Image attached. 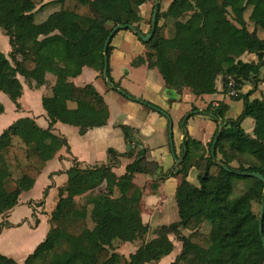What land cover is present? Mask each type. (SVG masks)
Segmentation results:
<instances>
[{"label": "trees", "instance_id": "1", "mask_svg": "<svg viewBox=\"0 0 264 264\" xmlns=\"http://www.w3.org/2000/svg\"><path fill=\"white\" fill-rule=\"evenodd\" d=\"M150 1L0 0V29L10 48L7 56L0 51V93L18 110L22 94L18 76L31 89L47 85V75L54 79L51 96L41 100L48 128L21 118L0 135V216L33 187L56 152L68 147L52 133L57 122L68 123L57 109V95L74 105L79 135L107 125L109 111L103 97L91 85L75 86L65 74V65L77 59L121 90L112 81L109 66L106 77L102 74L104 42L118 25L133 26L141 33L140 7ZM48 3L56 4L58 10L43 22H35V15ZM166 22L171 23L167 36L163 33ZM68 25L78 28L80 34L75 38L63 34ZM152 26V38L143 43L149 51L134 59L132 67L156 69L168 91L181 95L188 90L195 97L215 94L218 78L226 94L227 78L231 77L238 95L230 99L243 100L242 112L234 120L227 119L229 106L224 103L196 112L208 116L216 130L206 148L185 135L182 162L176 170L162 174L180 176L176 191L179 220L153 229L141 220L142 192L133 176L155 175L161 167L148 160L146 149L134 151V130L120 125L128 151L120 154L108 149L106 165L81 168L74 164L65 186L59 189L44 241L23 264H117L120 256L116 250L135 241L142 244L126 264H153L173 251L170 235L181 244L171 264H211L210 254L218 248L219 264H264V209L261 234L260 212L253 211L254 205L261 208L264 201V183L249 176L258 173L264 178V101L249 100L252 91L240 93L245 83L256 86L264 67V0H172L166 11L157 6L154 23L150 19L145 35ZM111 51L110 40L108 59ZM244 54L256 55L257 62L241 61ZM3 111L0 104V115ZM192 114L184 116L179 126L184 128ZM247 118L254 122L251 134L241 127ZM132 157L125 173L116 176L113 169L120 159ZM191 168L196 170L198 186L187 181ZM241 180L248 187L234 196V184ZM102 185L104 190L96 192ZM203 217L210 226L208 233L199 231ZM6 226L8 223H1L0 231ZM150 232L153 238L145 242ZM0 264L16 263L0 255Z\"/></svg>", "mask_w": 264, "mask_h": 264}, {"label": "crops", "instance_id": "2", "mask_svg": "<svg viewBox=\"0 0 264 264\" xmlns=\"http://www.w3.org/2000/svg\"><path fill=\"white\" fill-rule=\"evenodd\" d=\"M44 8L41 11H43ZM147 8H148L147 4L142 5L140 7V13H139L140 24L138 25L143 35L146 34L149 30L148 28L146 31L144 24V20L146 18L145 13ZM41 11H39L35 15V17ZM46 18H44L41 22H43ZM66 28L67 26L63 28L62 30L63 34L74 38L78 36L77 32H72L73 34L70 35L69 32L66 31ZM55 33L60 34V32H55ZM0 51L5 56L8 55V53L10 52L8 39L1 45ZM146 53L147 51L143 55L137 57H144ZM248 55H252V54H244L243 56H241L240 60L245 63L251 62L252 60L247 59ZM137 57L133 58L132 61ZM76 60L77 59H73L67 62L64 68L65 74L67 76H70V81L75 86L84 87L86 85H91L97 91V93L103 97L105 101V97L107 93L104 92L103 88L98 83V79L101 77H99L97 72H95L90 68L83 67L80 64V62ZM142 66H145L147 68V65H142ZM147 69L150 71H157L156 69H149V68ZM18 79L22 86V94L18 100V103L20 105V108L18 110L15 108L14 104L9 100V98L5 94L0 93V104H2L4 109L3 113L0 115V135L11 124H13L15 121L21 118L32 119L35 122V124L41 129L48 128V118L46 112L42 108L41 100L43 97L51 96L52 94L51 87L54 81L53 77L51 75H47V80H48L47 85L42 86L41 88L38 89L29 88L22 77L18 76ZM102 80L104 83L106 82L104 79ZM262 82H264V80H262ZM261 85H263V83ZM222 88L223 87H222L221 79L218 78L216 80L217 92L212 95H204L211 97L209 103L212 106L215 105L218 106L219 103H224L229 106V104L227 103L228 97L226 96V94L222 92ZM188 93H190L188 90H183L181 95H175L174 98H170V99L173 100L172 103L175 102L181 103L183 101V98L186 99L189 98ZM59 96L60 95L56 96L57 98L56 106L60 100ZM204 96H201L199 98H202ZM261 97H264V93H262ZM261 100H263V98H261ZM73 110H74V106L72 105L69 106L68 104L64 103L62 105L60 113L62 114V116L66 117L68 114H71ZM108 111H109V118L107 120L106 126L89 130L84 135L82 136L79 135L80 137H76L73 140H68L66 137V131L63 128V126H66L67 123L63 124L57 122L53 126L52 133L64 139L68 147L67 148L65 146L61 147L56 152L55 156L46 163L45 168L34 182L33 187L28 191L22 192L18 197L17 204L6 215L0 216V224L4 222L8 223V226L3 227L2 230L0 231V255L12 259L16 264H23L26 258L35 250V248L41 242L44 241L50 229L49 219L58 201L59 189L65 186L68 178L67 172L74 166V164H77L81 168L106 165L108 163L106 152L108 149H111L108 148V145L111 142L110 139L112 137L114 139V137L116 136L122 137L123 145L120 147V149H118V151L116 150L115 151L120 154H125L128 151L129 147H127V144L123 139L122 132L119 129V126L121 124L118 123L116 119H114L113 121L110 119L111 114H110L109 106H108ZM170 117H171L170 120L172 122L171 123L172 146H170V141L168 144V141L167 143H165L162 140L163 144L160 145L155 139H152L153 134L146 126L133 125L132 127L127 124H123L130 127L135 132L133 138L135 139L136 143L134 142L133 145L134 147L136 146V148H134L135 149L134 151L136 152L141 148L146 149L148 160L156 162L161 167V172L159 177L157 174L146 175V176H152V179L154 181L165 179L166 180L165 183H170L172 177L170 176L162 177V174L167 173L168 171L176 170L177 165H179L182 162L181 155L183 151L182 144L185 139L184 134H188L186 131L184 132L176 131V134H174V126L176 125L179 128V122L182 119V116L171 115ZM115 120L117 124H115ZM162 127L168 128V135H169V121L166 124L163 121ZM215 130L216 128L213 130L212 136L214 135ZM196 132L197 131L193 129V132L191 133L193 136H191L190 138L194 139L197 142H200L204 146V148H206L212 136L211 138L208 139L206 138L205 140H203L199 132L197 133ZM149 142L155 143L156 147L151 146ZM166 146L170 148V151H167ZM97 156H99V159L95 158ZM133 159H134L133 157L129 159L121 158L120 165L117 168L113 169V173L118 177L122 176L125 173L126 166L130 164L133 161ZM193 174L195 177V181L191 180L192 177H190ZM141 175L143 174H135L133 176V183L142 192L141 220L143 224L148 225L150 229L163 226V225H157V226H151V225L153 223L157 224L161 221H165L167 217H169V215L172 213L171 210L172 199L173 196L176 197V191L180 182V176H174L175 178H177L176 186L174 184H171V188L169 187V189L167 188V190H164L163 186L156 190L155 188L147 187V183H148L147 180L146 183L144 180H141L142 183L144 181L143 187L141 188L140 185L137 184L138 183L137 180L142 178ZM196 175L197 173L195 168H191L188 172L187 181L195 186H198ZM103 190H104V185L100 186L96 190V192ZM164 225H169V224H164ZM168 238L170 242L173 244L174 248L177 247L179 242H177L176 239L171 235ZM173 238L174 240H172ZM133 243H125L121 245L116 250V253H118V255L120 256L119 251L123 247H126ZM179 245L181 250V244L179 243ZM134 252L130 253L128 255V258ZM169 256L170 254L162 258L159 262L153 264H171L177 255L174 258Z\"/></svg>", "mask_w": 264, "mask_h": 264}, {"label": "rangeland", "instance_id": "3", "mask_svg": "<svg viewBox=\"0 0 264 264\" xmlns=\"http://www.w3.org/2000/svg\"><path fill=\"white\" fill-rule=\"evenodd\" d=\"M171 1L172 0H159L158 6L160 8V11H166L170 7ZM154 4L155 0L147 3L148 8L146 10V18L144 20L146 31L148 28H150V19L152 17ZM95 5H97V2H95ZM56 10H58V6L56 4L48 3L44 10L35 17V22H41L44 18H46L47 15L55 12ZM170 30L171 23L166 22V28L163 31L164 35H169ZM66 31H68L70 35L73 34L72 32H77V35L80 34L79 29L72 25H68ZM5 41H7V38L3 35V32L0 29V48ZM111 47L112 51L108 59V66L110 71L109 74L112 81L115 84H119L121 90L125 91V94L114 91L113 89H111V86L106 82L104 83L101 78L98 79V83L101 85L104 92L107 93L105 101L109 106L111 114L110 119L112 121L116 119L121 125L127 124L132 127L133 125L146 126L153 134L152 139H155L161 145L163 144V141L165 143H167L168 141L169 144L168 128L162 127L163 121L166 124L168 123L169 119H171V115H178L182 116L183 118L188 113L193 111L194 114H192V116L187 120L184 128H182L181 126H179V128L176 125L174 126V134H176V131H186L188 133V136L191 137L193 136L191 133L193 132V129H195V131L199 132V134L202 136L203 140H205L206 138H211L213 130L216 128V124L208 116L199 113L196 114V112H201L202 110H205L206 107H208L211 97L204 96L202 98H197L191 93H188L189 98H183V101L181 103L175 102L170 104L168 102V99L174 98L176 94L168 91L164 87L163 80L158 71H150L145 66H141L138 68L131 67L130 63L133 58L141 56L146 51H149L133 31L128 29L118 31L111 41ZM170 55L173 57L174 54L171 53ZM247 59L252 60L253 62H257V57L254 54L248 55ZM262 80H264V67L260 69L258 83L256 84V86L254 87L250 83H245L240 93L242 92L243 94H246L252 91L251 95L249 96V100L261 98H263L264 100V97H261L262 93H264V82H262ZM262 83L263 85H261ZM59 97L60 100L57 104V109L61 112L62 105L65 102L62 95H60ZM227 103L229 104L230 109L226 114V118L234 120L243 110V100L233 101L228 97ZM67 104L69 106H74L73 104L68 102ZM66 117L68 119V123L66 126H63V128L66 131L67 139L73 140L76 137H80L77 132L74 112L68 114ZM116 120L115 124H117ZM253 124V120L251 118H247L243 121L241 127L246 133L251 134ZM110 140L111 142L109 143L108 148L118 151V149H120V147L123 145V140L120 136H116L114 137V139L112 137ZM150 145L156 147L155 143L151 142ZM166 148L167 151H170L169 147L166 146ZM95 158L99 159V156ZM233 165L236 166V164ZM160 170L157 172L158 177L160 175ZM141 177L142 178L137 180V184H139L141 188L143 187L144 181L146 183V180L148 181L147 187L155 188L156 190L161 188L162 186L164 190H167V188H171V184H174L176 186L177 182V178H175L174 176H172L170 183H165V179L154 181L152 179V176L141 175ZM190 177H192L191 180L195 181L194 174ZM141 180H144L143 183L141 182ZM247 187L248 183L244 180L236 181L234 184L233 195H241ZM171 210L172 213L169 215V217H167L165 221H161L157 224L153 223L151 226L170 224L179 220L176 209L175 196H173L172 199ZM253 211L255 213H259L260 207L258 205H254ZM199 231L201 233H208L210 231V226L204 217L199 226ZM152 238L153 236L150 232L146 235L145 242L150 241ZM172 240H174V238ZM133 244L128 245L129 247H123L119 251L120 259L117 264H126L128 255L134 252L136 248L142 243L138 241ZM218 249H213L214 251L212 252V254H210V259L212 261L211 264H219ZM179 251L180 245L178 243L177 247L174 248L169 257L174 258L176 255H178Z\"/></svg>", "mask_w": 264, "mask_h": 264}, {"label": "water", "instance_id": "4", "mask_svg": "<svg viewBox=\"0 0 264 264\" xmlns=\"http://www.w3.org/2000/svg\"><path fill=\"white\" fill-rule=\"evenodd\" d=\"M158 3H159V0H155L154 9H153V12H152V17H151L152 24L154 23V20H155V15H156V12H157ZM126 29L133 31L134 34L139 37V39L142 41V43L148 42L153 36V26H152L151 32L149 34H147V35H142L138 30H136L133 26H130V25H118V26L114 27L110 37L106 39V41L104 42V46H103V70H102V74H103L104 77H106L107 69H108V57H107V54H106V48L109 45L111 37L113 36V34L115 32H118L120 30H126ZM107 84L110 85L111 89H113L114 91H116L118 93H121V94H124L120 89L112 87V85H111V83L109 81H107ZM184 135H186V134H184ZM169 141H170V146H172L171 121H170V119H169ZM215 142H216V139L212 143V150L214 149ZM217 164L219 165L220 162L218 161ZM249 176L264 183V178L258 173H249ZM263 193H264V191H263ZM263 209H264V201H263V203L261 205V208H260V219H259V232H260V234L262 232L261 221L263 219ZM262 245H263V249H264V239H262Z\"/></svg>", "mask_w": 264, "mask_h": 264}, {"label": "built area", "instance_id": "5", "mask_svg": "<svg viewBox=\"0 0 264 264\" xmlns=\"http://www.w3.org/2000/svg\"><path fill=\"white\" fill-rule=\"evenodd\" d=\"M226 96L229 98H235L238 95V90L236 89V83L233 78L228 77L227 83L225 85ZM214 107H217L216 105Z\"/></svg>", "mask_w": 264, "mask_h": 264}]
</instances>
